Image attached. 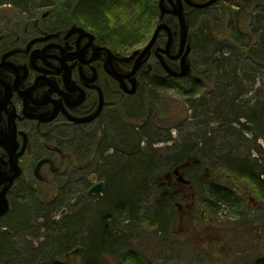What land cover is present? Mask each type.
<instances>
[{
	"label": "rangeland",
	"instance_id": "374dc122",
	"mask_svg": "<svg viewBox=\"0 0 264 264\" xmlns=\"http://www.w3.org/2000/svg\"><path fill=\"white\" fill-rule=\"evenodd\" d=\"M27 1L0 0V33L6 23L15 21L14 14L17 13L11 8L25 6ZM111 1L119 2L113 12L118 20L153 18L149 38L157 14L150 15V9L144 11L142 0ZM144 1L155 7L158 2ZM232 1L223 0L218 7L190 17L192 53L189 64L194 74L204 69L203 62L215 47L222 49L223 55L228 54L229 48L224 47L221 40L214 41L223 36L222 9H236ZM249 1L240 0L245 4ZM256 2L258 5L254 10L264 8V0ZM33 5L29 2L26 6L33 8ZM34 16L39 17V13ZM231 25L228 20V26ZM203 27L208 41L205 49L199 42ZM212 31L217 33L216 37ZM136 40L137 37L131 43L133 47L123 45L117 50L128 54L135 47H141L146 39ZM108 42L114 43L112 40ZM136 42L139 44L135 45ZM112 45L116 49V45ZM242 74L240 83L212 69L205 73V85L195 87L192 98L177 93L173 87L177 83L153 89L151 80L140 77L145 92L141 89L137 95L120 101L113 116L106 113L99 124L78 132L80 136L76 139H71V130L55 138L57 146L60 144L64 149H71L69 155L75 164L69 167L73 169L59 176H49L50 180L37 190L28 189L30 184L23 182V197L14 209L17 217L14 219L25 221V227H15L14 221L7 217L0 219V264L61 262L63 259L57 246L65 242L63 233L80 235L82 245L86 246L96 220L98 225L101 221L104 223L114 243L112 249L109 240L103 241L106 246L102 247L110 254L104 255L102 261L84 253L66 259L74 264H137V257L148 264H255L264 259V206L252 190V199L244 201V205H233L224 200L215 212H210L196 194L204 182L199 180L200 176L225 177L230 172L226 156L237 159L249 155L257 157L259 169L264 173V105H246L253 103L252 94L256 89L260 86L264 89V69H251ZM236 76H240L239 72ZM231 90L236 95V102L220 108V95ZM153 98L157 104L144 110V105H151ZM253 110L257 112L254 116L251 114ZM257 115L258 122H248L247 117L252 119ZM254 139H257L256 143ZM151 140L153 146L146 147ZM139 141L142 142L138 146ZM150 149L155 151L160 164H149L143 172L137 165L152 155ZM187 149L191 151L187 156L196 154V161L191 160V164L185 166L188 169L185 176L192 184L180 192V188H172L170 184L171 165L175 155L183 154ZM200 159L203 166H198ZM194 166H198L197 169L191 170ZM106 179L122 184L125 191L136 189L131 206L134 216H129L127 210L118 206L117 212L109 218L111 213L109 215L105 208L109 199L105 196L106 188L100 195L88 196L87 190L92 185L100 181L106 183ZM68 181L73 182L71 190L66 188L63 199L58 198V187ZM168 197L172 198L171 207L165 205ZM79 211L85 213L81 222L74 220ZM63 218L72 220L66 222L62 221ZM95 242L100 245L97 237ZM113 251L119 257H113Z\"/></svg>",
	"mask_w": 264,
	"mask_h": 264
},
{
	"label": "flooded vegetation",
	"instance_id": "af4514ba",
	"mask_svg": "<svg viewBox=\"0 0 264 264\" xmlns=\"http://www.w3.org/2000/svg\"><path fill=\"white\" fill-rule=\"evenodd\" d=\"M187 1L204 4L210 0L165 3L170 10L183 4L189 23L191 16L212 10L223 0L202 9L193 8ZM34 11L37 12L36 8ZM20 21L8 23L14 28L0 33V195L6 188L9 206L19 196L23 182H32L36 188L38 183L48 182L49 176L60 175L72 161L62 145L54 143L55 138L67 130L82 131L99 124L106 113L117 111L120 101L132 97L124 91L131 87L134 60H123L128 54L111 47L98 34L100 31L95 34L91 26L72 22L45 28L36 19L28 20L24 26ZM163 21L172 31V45L168 53L158 55L167 67L177 70L178 60L170 58L179 49V26L170 14ZM167 40L165 34L157 37L148 62L135 75L138 89L142 86L141 74L146 76L141 78L161 83L171 81L155 53L164 49ZM148 41L144 40L138 48ZM156 67L161 76L153 74ZM100 107L97 117L87 121ZM74 119L85 123H75ZM13 168L19 169L21 175L7 187V175ZM170 184L180 188V192L186 187L177 186L173 177Z\"/></svg>",
	"mask_w": 264,
	"mask_h": 264
},
{
	"label": "trees",
	"instance_id": "16d2710c",
	"mask_svg": "<svg viewBox=\"0 0 264 264\" xmlns=\"http://www.w3.org/2000/svg\"><path fill=\"white\" fill-rule=\"evenodd\" d=\"M44 1L45 0H28L24 5L25 7L26 5L28 6L29 2H39L44 4ZM256 1L257 0H250L248 4H245L241 3L240 0H233L232 2L236 6V9H233L231 11L230 7L222 9L224 21L221 23V25L223 26V36L217 37L218 40H215L214 42H219V40H221L220 42L224 45V47L229 48L228 54L223 55L222 49H218L217 47H215L211 52H209L208 59L203 62L204 69H202L201 72L197 71L195 74L192 72L189 77L180 79L178 80L177 84H174L173 87L175 88V91H177V93L184 94L189 98L194 97L195 94L193 93V90L197 86L205 85V73L211 71L212 69L217 72L224 73L226 77L229 76L228 79L230 80L237 79V81H239L240 83H242V77L244 75L242 74L243 72L251 69H264V8L257 11L254 10L258 5ZM94 5L99 7L98 9L101 10V12L96 9H92ZM142 5L144 11H146L147 9L151 10L150 15L158 14L155 5L150 4L148 1L145 2L144 0H142ZM116 6H119L118 1L107 3L106 0H94L84 3L83 9H74V11L77 12L76 14L78 15L70 14L67 18H70V20L77 23H81L80 16L82 15L85 19L92 20V26H95L93 28H97L103 35H107L109 28H113L118 22V20L113 15V12L115 10L114 8ZM89 13L92 14V16L89 15ZM151 19L152 18L147 17V19L145 20L141 19L138 21H140L139 24H141L142 22L143 24H147V22H149ZM228 20L232 22L231 26H228ZM205 23H207V21ZM212 34L215 37L217 35V33L214 31H212ZM114 37L120 42L125 37H128V34L119 32L116 33ZM199 42L202 44V46H205V49L206 45L208 44L205 27H203V29L199 32ZM121 43L116 44L115 42H108V44L116 45L114 46L116 48H121ZM237 72H239L240 76H236ZM157 85L158 88L164 86L163 83ZM142 88L145 89V86L142 85L138 90V93ZM258 89H260L262 95L260 94V91ZM258 89H256L252 94V97L254 96L253 103H247L246 105H264V89L263 87H259ZM141 91L145 92L143 89ZM220 98H222V105L219 104L220 108L227 104L233 105L237 99L232 90L230 92L224 91V93L220 95ZM258 98L259 101L257 100ZM142 99L145 103V99ZM157 102L158 101H155V98H153L150 101L151 105H144L143 109L148 110L152 107V105L157 104ZM255 107L256 106H254V108ZM256 110L258 109L256 108ZM251 114L254 116L257 114V112L255 113V110H253ZM113 115L114 113L111 114V116ZM259 115L252 119L250 117H247L248 122L252 123V121H254L255 123V120H257ZM256 122H258V120ZM256 140L257 139H254L253 142L256 143ZM140 142L141 141H139L138 146L140 145ZM67 149L68 148L66 147L65 150L67 151ZM183 152V154L175 155L174 159L172 160V169H174L176 166L182 165L184 161L191 160L192 158L196 159V154H191V156H189L190 158L187 156V154L191 152L190 150H183ZM226 157V165L229 167L230 172H228L225 177H214L213 174H211L212 176L210 175L208 178H202L200 176L199 180L204 182L196 191V194H198V199L204 202L202 203L206 205L207 209L210 212H215L220 208V205L224 202V200H227V202L233 205H244V201L249 202L252 199L250 196V190H252L254 192V195L259 199L260 204L264 206V179L262 178L263 173L259 169L257 157H254L253 159H250L249 156L241 159H232L229 156ZM198 162V166H203V160L200 159ZM72 163L73 162H71L70 164ZM70 164H67L66 166H69ZM149 164L151 165L152 163L147 159L136 165L139 169L145 172L146 169H148ZM142 174L143 173H141V175ZM173 187L175 186H172V188ZM135 194V188L131 189V191H125L122 184H120V186L118 187H113L112 196L109 197L108 203L105 204V208L109 212V215L111 213L109 218H112L113 215L117 212L118 206H120L122 209L127 210L129 216H134L131 206L134 204L133 199ZM168 198L166 199L165 205L171 207L172 198ZM94 235L95 237H93ZM90 237L92 239L97 237V240L99 242H102V246H106L103 241L109 240V245H112L113 249L114 243L111 242L110 235L107 233V230L104 231L103 229L95 226L93 231L90 232ZM68 245H70L69 242H67V246ZM102 246L100 247L102 249L101 251H99L98 248V250L95 249V251L91 249L92 252L91 250H88V254L92 257H95L97 254L102 255L101 257H103L104 255H109L110 253L107 252ZM63 249L66 251L65 248ZM64 250H62V252ZM128 258L129 257L126 256V260H128ZM137 258V264H148L146 262H143L141 257ZM257 263L264 264V259H261ZM52 264L74 263L71 260L63 259V261L61 262L57 261L53 262Z\"/></svg>",
	"mask_w": 264,
	"mask_h": 264
},
{
	"label": "bare ground",
	"instance_id": "6f19581e",
	"mask_svg": "<svg viewBox=\"0 0 264 264\" xmlns=\"http://www.w3.org/2000/svg\"><path fill=\"white\" fill-rule=\"evenodd\" d=\"M91 1H94V0H45L44 1V4L43 3H39V2H33V8H28V7H25V6H21V5H18V6H13L12 8H11V10H14L17 14H14V20H15V22L16 21H19V20H21L20 22H21V24L24 26V23H28L29 21L28 20H33V19H36V21L39 23V25H41V26H43V27H45V28H51V27H60V25H62V24H70L71 22L72 23H77V22H75V21H72V20H70V18L68 19L67 17L70 15V14H76L77 12L76 11H74V9H83V4L84 3H86V2H91ZM107 1V3L110 1V0H106ZM137 1V0H136ZM111 2H113V1H111ZM110 3V2H109ZM3 4H5V3H3ZM77 7V8H76ZM36 8V10H37V12L41 15V17H37V16H34V9ZM99 7H97L96 5H94L93 7H92V9H96V10H98L99 12H101V10H99L98 9ZM39 15V16H40ZM76 15H78V14H76ZM89 15H91L92 16V14H90L89 13ZM66 17V18H65ZM174 18H175V20H176V22L178 23V19H177V17L176 16H173ZM80 18H81V23L82 24H86L87 26L89 25V26H91V28L95 31L94 33L95 34H97L98 33V29L97 28H93V27H95V26H92V20H89V19H85L84 18V16H80ZM118 20V19H117ZM143 20H145L144 18H143ZM139 22L140 21H130V20H128V19H120V20H118V22L116 23V25L113 27V28H109V30H108V32H107V35H103L102 33H98L101 37H102V39L105 41V42H108V41H110V40H112L113 42H115L116 44H120L121 42V44H122V46L123 45H126L127 47L128 46H132V42H133V40L134 39H136V37H137V42L138 41H141V40H144V39H149V40H151V38L154 36V34L156 33V31H157V28H158V26H159V24L160 23H163L164 25H165V29H160V30H158L157 31V33H156V39H157V37L160 35V34H165L166 36H167V38H168V32H169V34L171 35V38H172V31H171V29H170V27L164 22V21H160V20H158L157 19V21H156V24H155V26H154V28H153V30H152V32H151V35L149 36V38H147V36H148V34H149V31H150V29H151V26H152V24H153V22H154V20H153V18L149 21V22H147V24H143V22L141 23V24H139ZM10 23V22H9ZM134 23H136V24H134ZM78 24V23H77ZM14 27L13 26H10V25H8V23H6V25H5V27L3 28V31H5V30H10V29H13ZM119 32H121V33H130L129 35H128V37H125L124 39H122L120 42L114 37L115 35H116V33H119ZM110 36V37H109ZM114 38H115V40H114ZM135 43V45H138L139 43ZM179 42V41H178ZM133 47V46H132ZM137 50H141L140 48H138V47H135L130 53H128V57H131L132 56V54L135 52V51H137ZM120 53H123V52H120ZM116 54V56H121V54H119V53H115ZM143 67V66H142ZM142 67H140L139 68V70L142 68ZM163 69V68H162ZM146 71H150V69H146ZM145 71V72H146ZM153 74L154 75H156V76H161L162 75V73H161V70L158 68V67H156V68H154L153 69ZM141 77H146L145 75H142L141 74ZM253 85L255 84V80H253L252 82H251ZM157 84H161V82H158V81H156V80H151L150 81V86L153 88V89H157L158 88V85ZM264 84V83H263ZM261 87V86H260ZM55 112H57V110L55 109ZM53 118H54V116L52 117V119L51 120H53ZM50 120V121H51ZM75 121V123H85V121L84 120H78V119H74ZM262 126H263V124H261ZM68 131V130H67ZM72 131H74L75 133H72ZM83 131V130H82ZM82 131H77V130H71V139L73 140V138H78V136H80V135H78L79 133L78 132H82ZM85 137V136H84ZM258 139V138H257ZM257 141V140H256ZM80 142V141H79ZM142 142V141H141ZM140 142V143H141ZM153 144H154V141L153 140H151V141H148L147 142V146L146 147H152L153 146ZM150 151H151V153H152V155L151 156H149L148 157V161L149 162H151L152 164H160V161H159V159L157 158V156H155V154H154V152H153V149H150ZM67 152L70 154H72V151H71V149L69 150V149H67ZM70 154V155H71ZM72 157V156H71ZM230 157V156H229ZM249 157H250V159H253V158H251V156L249 155ZM230 158H232V159H237V158H235V157H230ZM226 161H227V159H226ZM72 162H73V164H75V161H74V159L72 158ZM197 167L198 166H194V167H192L191 168V170H196L197 169ZM72 167L70 166H65V168L63 169V172H65L66 170H70ZM73 169V168H72ZM76 170V169H75ZM80 171V170H79ZM77 172H78V170H77ZM59 176V175H58ZM262 178L264 179V173L262 174ZM101 184L102 186H101V191L100 192H92V193H89V190L94 186V185H96V184ZM96 184H94V185H92L88 190H87V194H88V196H96V195H100L101 193H102V191L106 188V193H105V196H106V198L107 197H110V196H112V188L113 187H118V186H120V184L117 182V181H112V180H107L106 179V183H104V182H102V181H100V182H98V183H96ZM72 185H73V182H71V181H68V183L67 184H65V183H63V185L62 186H60V187H58V198H60V199H63V197H64V194H65V190H66V188L68 189V190H71V187H72ZM20 187V193H19V196L18 197H16V199L14 200V202H13V204H12V206H9V204H8V210H7V213H8V215L6 216L8 219H10V221H14V226L15 227H25V221L23 222H19V221H17V219H14V218H17L16 217V215H15V212H14V209H15V207H16V205L18 204V202L19 201H21L22 200V197H23V195H22V185H19ZM40 186H41V184L40 183H38V187H34V185L32 184V182L30 183V186H28V189H30V187H32V189H34V190H37L38 188H40ZM27 191V190H26ZM21 211V210H20ZM40 214V215H39ZM39 214H37V215H39V216H41L42 214H41V211H39ZM85 215V213L83 212V211H79V213H78V215H77V217H75V221H77V222H81V218H83V216ZM18 216V215H17ZM38 216V217H39ZM5 217V218H6ZM18 217H21V216H18ZM72 220V218L71 219H69V218H67V219H65V218H63L62 219V221H66V222H68V221H71ZM9 221V222H10ZM20 223V224H19ZM99 227V228H101V229H103L104 231L106 230L105 229V227H104V223L101 221L100 222V224L98 225V222H97V220H96V223L94 224V227ZM80 237V235H67V234H65V233H63V238H65V239H67L68 240V242H69V244L70 245H73V244H76V245H80L81 247H82V250H83V252L85 253V255L87 254V255H89L88 253V250L90 251L91 249H93V251H95V249H99V251H101L102 249L100 248L102 245H101V242H99V244L100 245H98L96 242H95V238H91V237H89V242H88V244L86 245V246H84V245H82L83 243H82V239H80L79 238ZM93 237H95V235L93 236ZM62 238V239H63ZM3 242H5V241H3ZM67 246V244H64L63 243V241L60 243V244H58V251H60V255H61V257H62V259H66V251L63 249V248H65ZM61 247H62V250H64L63 252H62V250H61ZM97 249V250H98ZM91 252H92V250H91ZM112 255H113V257H115V258H117V257H119L118 255H117V253H114V251L112 252ZM89 256H91V255H89ZM102 255H96L95 257H93V258H95V260H99V261H102V259L105 257V256H103V257H101ZM92 257V256H91ZM101 257V258H100ZM132 258H136L135 256H132Z\"/></svg>",
	"mask_w": 264,
	"mask_h": 264
},
{
	"label": "water",
	"instance_id": "95a60500",
	"mask_svg": "<svg viewBox=\"0 0 264 264\" xmlns=\"http://www.w3.org/2000/svg\"><path fill=\"white\" fill-rule=\"evenodd\" d=\"M217 0H210L207 3L204 4H193L191 2H188V4H190L192 7L194 8H205L208 7L210 5H212L213 3H215ZM158 8L160 11V19L163 18V16L165 14H172L174 16L177 17L178 19V26H179V49H178V53L175 56H172L171 58L174 60H178L179 59V70L176 72L173 69H170L169 67H167L165 65V63L162 61V59H160V63L163 67V69L167 72V74L169 76L172 77H186L190 74L191 72V68H190V64H189V60H188V55L190 53V45L188 42V25L187 22L185 20V16H184V12H183V6L181 3H178L177 6L174 7L173 10H168L166 8V6L164 5V0H159L158 3ZM160 29H165V25L163 23H160L157 31ZM156 31V33H157ZM156 33L154 34V36L151 38V40H149V42L141 49V50H137L135 51L131 57H127L124 58L123 60H134V64H133V69L132 72L130 73V76H135L136 72L139 70L140 67H142L148 60V58L151 55V49L153 48L155 42H156ZM171 35L168 32V40H167V44L165 46L164 50H161L162 52L168 53V49L171 46ZM109 53L110 51L107 50ZM112 70V69H110ZM114 73V72H113ZM112 73V74H113ZM132 86L131 89L129 91H126L127 94L129 95H133L136 93L137 90V86L138 83L136 82V79H132ZM101 110V107L99 108V110L89 119H87V121H91L93 119H95L97 117V115L99 114ZM51 119H48V121H50ZM17 160V158H16ZM193 163H195L196 159L192 158L191 159ZM188 164H191V162H187L181 165V167L187 166ZM14 171H10V173L7 175V182H8V186L9 187L12 183V181L14 180L15 177L19 176V171L17 170V168H13ZM173 175L176 178V181L178 183H187L186 180L180 175L179 173V169L178 167H176L173 170ZM101 184H96L94 185L90 190L89 193L92 192H100L101 191ZM5 190L2 192V194L0 195V218L6 214L7 210H8V202L6 200L5 197ZM79 251H83L82 248H76L75 250L72 251V253H78Z\"/></svg>",
	"mask_w": 264,
	"mask_h": 264
}]
</instances>
